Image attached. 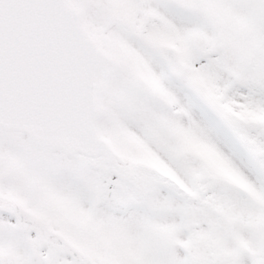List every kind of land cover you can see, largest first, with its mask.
Masks as SVG:
<instances>
[{
    "label": "snow or ice",
    "instance_id": "snow-or-ice-1",
    "mask_svg": "<svg viewBox=\"0 0 264 264\" xmlns=\"http://www.w3.org/2000/svg\"><path fill=\"white\" fill-rule=\"evenodd\" d=\"M0 264H264V0H0Z\"/></svg>",
    "mask_w": 264,
    "mask_h": 264
}]
</instances>
